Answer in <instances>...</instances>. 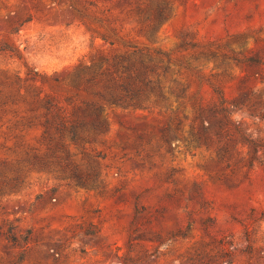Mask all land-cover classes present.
<instances>
[{
	"label": "rangeland",
	"instance_id": "obj_1",
	"mask_svg": "<svg viewBox=\"0 0 264 264\" xmlns=\"http://www.w3.org/2000/svg\"><path fill=\"white\" fill-rule=\"evenodd\" d=\"M135 47L170 57L183 103L104 106L94 140L68 145L93 184L34 168L0 195V264H264V145L234 133L218 152L213 134L224 100L264 144V0H0V157H20L16 142L44 152L45 101L71 111L91 98L77 74ZM201 120L207 146L190 141Z\"/></svg>",
	"mask_w": 264,
	"mask_h": 264
},
{
	"label": "trees",
	"instance_id": "obj_2",
	"mask_svg": "<svg viewBox=\"0 0 264 264\" xmlns=\"http://www.w3.org/2000/svg\"><path fill=\"white\" fill-rule=\"evenodd\" d=\"M170 6L168 2L156 5L149 20L148 34H152L158 26L168 18ZM103 39H106L102 35ZM112 42V41H110ZM163 53L160 49H154V53L135 47L130 53H126L105 69L94 70L88 74H77L73 86L77 90H83L91 98L82 99L81 103L74 105L71 111L61 104L55 97H49L45 101L44 118L40 121L42 140L46 150L39 153L34 147L21 146L16 142L11 148L13 152L21 150L20 157H0V195L6 192L17 191L23 184L28 172L34 168L46 169L69 179L70 182L93 184L98 172L96 170L83 171L80 165L73 159L68 145H78L79 142L94 140L95 135L104 129V120L100 118L104 106L110 104H124L139 106L153 103L166 105L170 98L181 104L185 88L179 86L176 77H170V66L167 57L162 62ZM200 55L208 58L213 56L211 50H203ZM174 83H166L168 79ZM68 100V97H67ZM70 103V100H68ZM199 113L195 120L204 112L199 107ZM220 114L217 127L213 134L216 137L218 152H226L227 148L222 139L238 133L242 141L248 143L253 149L255 146H263L252 138H249L231 118L224 100L214 109ZM204 121L191 127L190 141L196 146L208 145L212 136L206 131ZM68 139V141H67ZM26 234H15L10 225L4 231L5 238L12 244H20L28 239Z\"/></svg>",
	"mask_w": 264,
	"mask_h": 264
}]
</instances>
